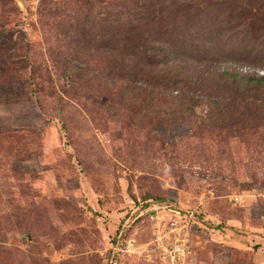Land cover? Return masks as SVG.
I'll list each match as a JSON object with an SVG mask.
<instances>
[{"label":"rangeland","instance_id":"rangeland-1","mask_svg":"<svg viewBox=\"0 0 264 264\" xmlns=\"http://www.w3.org/2000/svg\"><path fill=\"white\" fill-rule=\"evenodd\" d=\"M225 71L264 78V0H0V264H158L152 221L116 238L144 195L196 264H264V89Z\"/></svg>","mask_w":264,"mask_h":264},{"label":"built area","instance_id":"built-area-1","mask_svg":"<svg viewBox=\"0 0 264 264\" xmlns=\"http://www.w3.org/2000/svg\"><path fill=\"white\" fill-rule=\"evenodd\" d=\"M237 200V199H236ZM136 207L135 211L125 212L122 223L119 224V238L123 230L141 218L152 221V243L158 254V264H196L194 254L189 247L188 223L198 220L197 214L176 204L153 202L152 200L131 201ZM164 217H167V221ZM169 217H173L169 218ZM194 219V220H193ZM170 221L168 227L163 222ZM130 224V225H129ZM174 225H180L176 227ZM117 250L118 247H115ZM105 264H114L115 252L108 249Z\"/></svg>","mask_w":264,"mask_h":264},{"label":"trees","instance_id":"trees-1","mask_svg":"<svg viewBox=\"0 0 264 264\" xmlns=\"http://www.w3.org/2000/svg\"><path fill=\"white\" fill-rule=\"evenodd\" d=\"M218 79L226 80L230 85L236 86L239 89H241L243 92H255L258 90L264 89V78H256L249 75H244L243 73L232 71L227 72L225 71L222 76L217 74ZM129 88V86H128ZM245 92V93H246ZM202 106L199 108H195V105L190 104L185 111L175 114L176 119L179 121L180 125H184L186 123H193L198 121V119H203L201 121L210 123L211 119H214L217 115H222L223 119L225 121H228L230 117L238 116L239 112L242 108H239L235 105V101L231 99V97H224L219 98L218 100L215 99L212 102H209L208 98H205L202 102ZM245 109H243V112ZM252 116L247 115L242 119L241 125H246L249 123V119H251ZM237 124L238 122H234ZM233 123V124H234ZM141 201H148V200H162L159 198L151 197L144 195ZM125 217V213H124ZM123 217V218H124ZM200 215L197 214V218H199ZM121 220V219H120ZM119 223V222H118ZM119 226V225H118ZM112 243V241H111ZM109 251L107 250V255Z\"/></svg>","mask_w":264,"mask_h":264}]
</instances>
